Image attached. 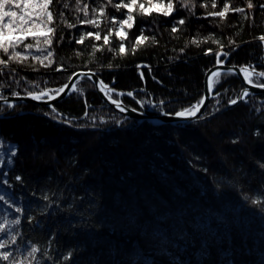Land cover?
<instances>
[{"label": "trees", "instance_id": "trees-1", "mask_svg": "<svg viewBox=\"0 0 264 264\" xmlns=\"http://www.w3.org/2000/svg\"><path fill=\"white\" fill-rule=\"evenodd\" d=\"M80 2L89 6V19L93 18L94 2L106 4V0ZM112 2L115 4L119 0ZM140 2L146 3V0ZM164 2L167 3V0ZM194 2L195 7L189 9L181 7L180 0H173L174 11L170 15L153 11L151 15L142 17L134 10L136 23L128 30V37L123 41L126 53L119 55L110 50L117 48L120 42L114 33L110 34L109 45L104 46L102 53L97 51L95 56L90 55L91 45H102L103 41H96L94 37L86 35L82 44L77 41L87 31L96 30V25L79 24L75 17L84 19L85 14L77 12L75 8L66 9L65 19L74 27H68V23H61L58 19H54L50 24L55 26V33L51 34L52 63L41 64L31 56L23 63H13L12 66L16 67L20 78V86L13 87L21 92L24 87L31 90L32 85L27 83L31 80L36 81L40 89L45 86L55 88L65 84L73 71L92 68L107 84L119 90H134V93L138 94L137 98H143L146 102L149 99H163L165 110H172L188 106L204 95L207 69L216 64L220 50H223L219 56L221 60H227L234 65H247L256 73L264 71V40L260 38L264 36V9L259 7L264 4V0H251L254 5L251 9L247 7L248 0ZM68 3L74 5L76 0H68ZM224 3L229 4V10L224 17L207 15L223 10ZM235 8H243L244 12L233 11ZM126 12V9H116L112 5H107L103 15L97 12L96 15H100L101 35L115 24L109 21L108 17L115 15L119 20L124 18L122 13ZM181 18L184 19L183 25L179 24ZM142 20L144 35L149 39L139 45L133 53L131 43L134 41V35L139 34L137 29ZM173 27H176L175 32L172 31ZM61 34L63 40L57 44ZM153 37L156 43L153 42ZM181 48L184 49L183 52L180 51ZM208 48L213 51L207 52ZM60 64L63 67L57 70ZM109 64L113 67H108ZM5 78L11 83L8 73H0V81ZM263 78L258 81L264 82ZM77 84V89L54 104L56 111L51 112V115H45L51 109L46 105L25 104L19 107L21 111H26L22 114L16 108L15 111L6 108L7 112H13V118L0 123V133H3L9 142L18 144L21 150L16 163L7 171L12 194L20 199V206H27L37 200L40 193L37 192L36 196L32 193L41 189L60 201L61 208L65 209L58 212L53 206L50 215L41 221V228L34 230L29 222L22 218L21 230L24 235L20 240L38 241L43 247H47L45 241L52 238L53 232H58L59 243L52 238V248L49 249L55 258L61 251V244L75 242V237L63 230L68 226V221L71 220L74 224L86 221L96 211L92 187L96 188V192L100 191V187L82 182L81 168L69 162L72 152L78 153L82 165L92 169L107 168L101 183L104 198L109 206L114 204V194L125 189L118 178L119 175L134 170V183L139 185L148 201L154 200L158 192L162 200H171L173 208L190 206L193 215L201 214L206 208L225 213L239 207V197L234 192L224 201L211 197L201 201L193 192V188H202L205 181L211 183L228 172L239 175L234 169L241 167V161H244L249 169L254 167L248 161V154L258 153L262 147L254 132L259 129L264 134V95L252 94L228 108V111L222 110L209 120L192 122L190 127L181 128L179 132L173 125H153L134 118L127 119V127L121 129L109 118L115 116L119 119L124 116L102 100L92 81L84 78ZM214 87V91H218L220 95H215L208 102L205 116L216 112L217 99L220 101L219 107L223 109L228 99L240 94L243 83L235 73L223 72ZM78 89L80 91H77ZM11 90L4 89V95H10ZM122 99L127 105L138 107L132 97L122 95ZM145 107L150 106L146 103ZM256 107L261 111H255ZM58 114H62L65 120H71L72 124H64L55 118ZM92 116L97 119L91 120ZM100 116L105 117L104 122L99 120ZM81 123H96L99 127L83 129L73 126ZM233 132H242L244 142L241 145L233 146L229 143V140L234 138L231 136ZM43 137H47L51 143L47 146L41 145L37 158L34 155L33 141ZM63 147L69 151H63ZM234 147L235 151H224ZM54 151L58 162L52 155ZM201 153L202 162L196 159ZM204 165H210V173L200 172V178H197V170ZM160 169H166L171 178V183L167 186L161 184L157 178ZM213 171L215 176L211 175ZM15 175L24 176L25 183L15 181ZM227 178L232 179L231 176ZM261 181H264V174L259 171L250 175L253 186ZM185 190L191 193L187 200L182 198ZM86 191L88 195H85ZM80 198H83V202ZM68 204H73V208L69 209ZM90 204L93 207L90 208ZM32 206L35 207V204ZM25 214H28L27 207ZM32 214L39 218L37 213ZM237 225L231 236L226 239L225 247L228 246V239L237 245L243 242L246 258L251 264H259L261 251L264 250L261 244L264 239V219L256 213L244 210L238 215ZM248 245H251V251L247 250ZM48 264H54V261H49Z\"/></svg>", "mask_w": 264, "mask_h": 264}, {"label": "snow or ice", "instance_id": "snow-or-ice-1", "mask_svg": "<svg viewBox=\"0 0 264 264\" xmlns=\"http://www.w3.org/2000/svg\"><path fill=\"white\" fill-rule=\"evenodd\" d=\"M107 5H112L116 9H126V13H122L124 18L117 20L115 15L108 17L109 21L115 24L108 29L103 35L99 30L100 13L105 14ZM51 6V7H50ZM180 6L183 8H194V0H180ZM247 7L253 8L251 0H248ZM259 7L264 9V4ZM69 8H75L77 12H83L85 18L81 19L76 16L79 24H94L96 30L87 31L81 35L77 43H83L85 35L94 37L96 41H103V44H92V52L90 55L95 56L97 51L101 53L104 51V46L109 45V36L113 34L119 38L118 47L110 49L115 54H125L126 47L125 39L128 37V30L132 29L136 23V15L134 10L140 15H151L153 11L156 13H163L170 15L174 11L173 0H146V3L140 0H119L118 3L113 4L112 0H106V4H99L94 2L92 9L93 18H88L89 6L81 4L80 0H76L74 5H70L68 0H0V73H8L11 76V83L7 79L0 81V100L5 101L8 109L15 111V102L9 101L4 95V89H12L11 96L15 97H31L36 101L52 100L55 97L62 98L61 94H66L68 84H63L55 88H48L45 86L43 89L39 88L36 81H27L32 85V89L28 87L23 88V92L16 90L13 85L20 86V78L16 67L12 64L23 63L26 61L27 56L31 53H26L25 49L39 48V43L33 44L26 42L27 37L39 38L43 37V46L53 45V35L55 33V26H49L54 19H58L61 23H68L64 16V11ZM229 10V4H223V10L213 11L207 13L211 16L224 17ZM233 11L243 13V8H235ZM55 12V17H54ZM175 23V18L173 20ZM179 24H184V19H179ZM118 25V26H116ZM68 27L74 25L68 23ZM139 34L134 35V41L131 43V51L134 53L139 45H142L148 36L144 35V21H141L140 27L137 29ZM176 31V27L172 28ZM264 40V36L260 37ZM156 43L155 37L152 38ZM63 40V35L57 39L56 43L59 44ZM234 43V42H233ZM222 47V46H221ZM184 51L183 48L180 49ZM207 52H212V48H208ZM53 52L47 51V56L44 59L51 57ZM227 55V53H224ZM33 60H40L39 56H33ZM52 63L51 60L48 61ZM217 64H223L224 61L217 59ZM47 67V65H45ZM63 65L57 66V70L62 68ZM108 67H113L111 64ZM139 67V65H137ZM231 71V69H229ZM243 72L244 78L248 84H253L252 79L254 69L248 66L240 68ZM77 73L73 71L68 77L71 81ZM86 79L91 78L94 73L92 69L88 73H81ZM257 77H264V71L256 73ZM143 76V73H141ZM221 72L219 70L211 71V75L207 78V87L211 93L213 86L219 81ZM213 78H216L215 80ZM114 79V77H113ZM100 90L109 100L120 109L122 113L126 112H143L145 105L162 112L164 117L170 118V123L173 124L177 132L181 128H188L191 126L192 118L197 121L204 119L205 114L201 112V107L204 104L205 97L202 96L199 100L188 106L179 107L177 109L165 110V100H147L137 98L138 94L134 91H127L126 93L120 92V95H127L132 97L133 101L138 107H130L125 105L120 99H113L112 93L117 92L115 87L109 88L103 80L97 81ZM257 87L264 88V83H257ZM75 88V84L71 85ZM77 91H80L79 89ZM146 94V93H145ZM219 96L217 91L214 93ZM249 92L247 89L235 98H230L226 101L223 111H228V105H237L239 100L248 97ZM170 102V101H169ZM264 103V102H262ZM220 101H216V112H221L219 107ZM56 111L55 107H51L50 112L45 115H51V112ZM259 112V107L255 108ZM199 113V115H198ZM211 114V113H210ZM85 115H88L85 113ZM13 118V112H7L5 107L0 106V123ZM64 124H72L71 120L63 119L62 114L57 117ZM95 121L97 117H90ZM113 124L124 129L128 125L127 117L117 119L115 116L110 117ZM101 122L105 121L104 116H100ZM78 128L86 129L88 127H99L96 123L76 124L73 125ZM134 126V125H133ZM254 135L257 137L258 143L262 146L260 152L249 153L248 161L254 165L251 169L245 166V162L241 161V167L234 169L239 175H234L233 172H228L219 179H214L211 183L204 182L202 188H193V192L201 201L208 198H214L219 201H224L231 193H236L239 197V207L233 208L230 212L220 213L206 208L204 212L199 215H193L190 206H183L173 208L171 200H162L160 194H155V199L148 201L145 199V194L141 192L139 185L134 183L136 173L135 171L124 172L119 175V180L125 189L116 192L113 196L114 204L109 206L103 195L102 181L104 179L105 169H92L87 165H82L78 158V153L72 152L70 163L81 168L83 183L89 186L100 187V191L96 192V188L92 187L94 194L96 211L86 220L73 223L68 221V226L63 230L68 232L71 236L75 237L74 243L67 245L61 244V251L53 258L49 249L52 248L53 239L55 238L59 243L58 232L51 234L52 238L45 241L47 247H43L38 241L33 242L28 240L23 242L19 238L23 237L24 233L21 230L22 218L29 222L32 229L41 228V221L46 216L50 215V210L55 206L56 211H64L61 208L60 201L49 196L41 189L33 191L32 195L36 196L37 192L40 196L34 202H30L27 206H17L11 198H6L5 195H0V201L10 205L15 209V212L21 215H16L14 218L9 219L7 210L4 215H0V264H48L49 261H54V264H251L246 258L245 245L241 242L237 245L231 239H228V246L225 247L226 239L229 238L236 228L237 218L240 212L244 210L251 211L260 215L264 219V181L253 186L250 182V175L259 171L264 174V134L259 129L255 130ZM229 143L233 146L241 145L244 141L242 139V132H233ZM51 141L47 137L37 138L33 141L35 149L34 155L39 158L41 145L47 146ZM63 151L68 152L66 147ZM224 151H235V147L231 150L225 149ZM21 152L18 144L8 142V138L0 133V168H6L7 165H14L19 158ZM53 157H58L56 152L52 153ZM198 161H203V153L196 157ZM210 173V165H204L197 170V178L199 173ZM7 175V173H4ZM215 176V172H211ZM231 176L232 179L227 177ZM160 183L167 186L171 183V178L166 169H160L158 176ZM25 177L22 175H15L14 180L25 183ZM202 179V178H201ZM3 183L9 185V179H4ZM11 187V185H9ZM55 195V194H54ZM85 195H88L86 191ZM189 193L187 190L182 194V198L187 200ZM83 202V198H80ZM43 201V203H41ZM35 204V207L32 204ZM26 207L28 214H25ZM89 207H93L92 204ZM68 208H73V204H68ZM32 213H37L34 215ZM83 215V214H81ZM33 222H35L33 224ZM262 248H264V239L261 240ZM248 251H251V245H248ZM259 264H264V250L261 251V260Z\"/></svg>", "mask_w": 264, "mask_h": 264}, {"label": "water", "instance_id": "water-1", "mask_svg": "<svg viewBox=\"0 0 264 264\" xmlns=\"http://www.w3.org/2000/svg\"><path fill=\"white\" fill-rule=\"evenodd\" d=\"M221 54H222V52H219L217 54V56L219 57V56H221ZM244 66H247V65H234V64H230L229 62H227V60H224L223 64H217L216 63V64L212 65L211 67H209L207 69V72H206V75H205V78H204L205 82H204V95L203 96L205 97V100H204V104L201 107V112L204 113L205 109L208 106V102L212 99V96H213V91L211 90V93H210V91H209V89L207 87V78H208V76L211 75V71H213V70H219L220 72H229V69H231L230 72L235 73L239 77V79L242 80V83L244 85L242 90L247 89L248 92H249V95L252 94V93H257V94H263L264 93V88L257 87L256 83H253L251 85L248 84L247 80L244 78L243 72L240 71V68L244 67ZM89 69H91V68H89ZM89 69H86V70L78 69V70L75 71L77 73V75L74 76L71 81L68 80L65 83V84H68L69 87L66 89V94H63V93L61 94L62 98L54 96V98L52 100L36 101L33 98L26 97V96H22V97H15V96H11V95H5V96L7 97V99L9 101L15 102V104H19L21 102H26V103H35V104H41V105H44V104L53 105L55 102L65 98V96L69 93L70 89L72 88L71 85L75 84V82L79 78L85 77V76L81 75V73H85L86 74V73H88ZM92 70H93L94 75L91 78H89V79H91L92 82L94 83V86H96V90L99 93V96L102 98V100L104 102H106L109 105V107H113L116 112H118L119 114H122L124 117H127L129 119L136 118V119H139V120H142V121L145 120V121H148V122L152 123L153 125L154 124H156V125H165V124L173 125V124H171L169 122L170 118L164 117L162 112H158L157 113V112L153 111L152 109H147V110H145L143 112H136V113H132V112L122 113L120 111V109L116 108V106L112 103V101L108 99V97L104 94V91L100 90V87H99L97 81L98 80H103V78L94 69H92ZM105 84H107V83L105 82ZM107 85H108L109 88H112V86L109 85V83ZM120 92H124V91L121 90V89L120 90L117 89V92H115V93H117L119 96H121ZM245 98L246 97H244L243 99H245ZM113 99H115V98L113 97ZM120 100L125 105H127L124 102V100H122V98H120ZM242 100H239L237 102V104L240 103ZM0 103H5V101L0 100ZM232 106H234V105H229L228 108H230ZM130 107H133V106H130ZM222 110L223 109H221V111ZM218 114H220V112L219 113L218 112H213L211 114L209 113L208 116H204V120H209L210 118H212L214 116H217ZM198 115H199V113H198ZM192 122H197V120L195 118H192Z\"/></svg>", "mask_w": 264, "mask_h": 264}, {"label": "rangeland", "instance_id": "rangeland-1", "mask_svg": "<svg viewBox=\"0 0 264 264\" xmlns=\"http://www.w3.org/2000/svg\"><path fill=\"white\" fill-rule=\"evenodd\" d=\"M50 26V25H49ZM51 35V34H50ZM26 42H30V43H33V44H36V43H39L40 45H41V47H39V48H36V47H34L33 49H30V50H28V49H25V50H23V51H25L26 53H28V52H30L31 54L30 55H28L27 57H33V56H39L40 57V59L41 60H44V63H48L47 61H49L50 60V58L52 57H48V59H44V57L45 56H47V51H49V50H51V46H48V48H44V46H43V37H39V38H33V37H27L26 38ZM219 52H222L223 53V50H220ZM217 59H220L221 60V58H219L218 56L216 57ZM38 61H40V60H38ZM224 61V60H223ZM92 69V68H91ZM230 72V71H229ZM221 73H223V72H221ZM255 74H256V72H254L253 71V75H252V79H253V81H254V83H260L259 81H258V79L259 78H263V77H258L257 78V75L255 76ZM85 77H81V78H79L76 82H75V86L76 85H78L77 83H78V81H80V80H82V79H84ZM214 80L216 79V78H213ZM264 79V78H263ZM91 80V79H90ZM261 81H262V79H260ZM92 81V80H91ZM93 83V82H92ZM262 83H264V82H262ZM94 84V83H93ZM110 85V84H109ZM112 87H114L113 85H111ZM96 87V86H95ZM243 87H244V85H243ZM243 87H242V89H243ZM116 88V87H115ZM214 86H213V88H212V91H213V96H212V98L215 96V91H214ZM75 89H77V87H75V88H71L70 89V91H69V93L66 95V96H68L71 92H73ZM117 89V88H116ZM242 89H241V91H242ZM121 90H123L124 91V93H126L127 91L125 90V89H121ZM131 91H134V90H131ZM135 92V91H134ZM241 93V92H240ZM252 94H257V93H252ZM252 94H250V95H252ZM126 95V94H125ZM249 95V96H250ZM257 95H264V93L263 94H257ZM65 96V97H66ZM112 96L115 98V99H120V98H122L121 96H119L117 93H112ZM123 100V99H122ZM244 100V99H243ZM56 103V102H55ZM54 103V104H55ZM1 105H3V107H5V109L7 108L6 107V104L5 103H0ZM25 104H35V103H26V102H21V103H19V104H15V108L16 109H18V110H20L19 109V107H22L23 105H25ZM54 104L53 105H47V104H44V105H46V106H48V107H53L54 106ZM35 105H39V106H44V105H41V104H35ZM229 106V105H228ZM29 108H30V106H28ZM147 109H152L153 111H155V112H157L158 113V111L156 110V109H153L152 107H145V109H144V111L145 110H147ZM9 110V109H8ZM7 110V111H8ZM11 110H13V109H10V111ZM21 111V110H20ZM24 112H26V111H24V110H22L21 111V114L22 113H24ZM127 119H129V118H127ZM134 119H136V118H134ZM59 120V119H58ZM137 120H139V119H137ZM140 121H142V120H140ZM143 121H145V120H143ZM148 122V121H147ZM150 123V122H149ZM152 124V123H151ZM154 125H156V124H154ZM9 142V141H8ZM11 143V142H10ZM13 143V142H12ZM12 167V165H7V167L6 168H0V195H5L6 193H7V196H6V198H11L12 200H13V202H15V203H17V206H20V199H18L17 197H14L13 196V194H12V188L11 187H9V185H11L10 183H9V185H5L4 183H3V180L4 179H8L7 178V175H4V173H7V171L10 169ZM5 210H7V213H8V218L9 219H12V218H14L16 215H20V214H18V213H16L15 212V209L14 208H12L10 205H8V204H5L3 201H0V215H4L5 214Z\"/></svg>", "mask_w": 264, "mask_h": 264}]
</instances>
